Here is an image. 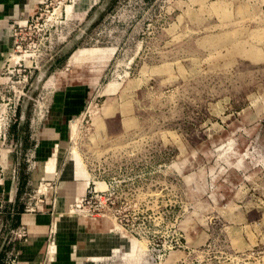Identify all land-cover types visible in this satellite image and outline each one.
I'll return each mask as SVG.
<instances>
[{"label":"rangeland","instance_id":"rangeland-1","mask_svg":"<svg viewBox=\"0 0 264 264\" xmlns=\"http://www.w3.org/2000/svg\"><path fill=\"white\" fill-rule=\"evenodd\" d=\"M37 4L4 37L1 149L51 193L47 246L77 244L71 264H264V0Z\"/></svg>","mask_w":264,"mask_h":264},{"label":"crops","instance_id":"crops-1","mask_svg":"<svg viewBox=\"0 0 264 264\" xmlns=\"http://www.w3.org/2000/svg\"><path fill=\"white\" fill-rule=\"evenodd\" d=\"M37 8V0H0V74L7 56L4 40L6 33L10 27L19 24V21L24 23L27 16L34 14ZM36 159L38 168H42L47 161L51 163V117L45 122L44 133L36 148ZM20 166H22L20 163L14 164V155L10 154L9 150H0V198L5 201V210L0 215V264H51L48 258L55 253H58L60 263L71 264L78 258L82 249H78L77 244L68 247L64 244L47 246L51 235V193L49 197H45V203L38 204V209L26 211L25 205L33 206L34 201L28 202L25 195L29 189L38 187L39 178L36 174L32 178H27L24 167ZM11 168L14 174L10 177L6 173L11 171ZM58 224L76 227L74 219L69 217L62 218L61 223L58 221L56 227ZM85 225L87 226V223ZM21 228L25 229V237L18 238L12 244L7 243L5 239L7 232ZM114 247H119V241L115 242ZM62 258H66L67 261H62ZM90 258L94 261L102 259L100 256Z\"/></svg>","mask_w":264,"mask_h":264},{"label":"built area","instance_id":"built-area-1","mask_svg":"<svg viewBox=\"0 0 264 264\" xmlns=\"http://www.w3.org/2000/svg\"><path fill=\"white\" fill-rule=\"evenodd\" d=\"M28 23L29 22L27 20L26 22L23 23L25 25H20V23L16 24L17 27H15V29H19V32H21L23 29L26 28V25ZM16 35H17V33H16ZM10 122L11 121L8 119L2 118L0 120V150H2L1 148L5 144V142L8 141L6 128H7L8 124H10ZM0 177H1V174H0ZM28 197L29 198H27L26 200L28 202L34 201V205L33 206L31 204L25 205L26 211H34V210L38 209V204L41 205V204L45 203V196L42 197V195H40L39 187L36 191H33V194L29 195ZM4 210H5V201L3 198H0V215L3 214ZM13 235L16 236V238L25 237V235H26L25 229L21 228V229H18L16 231L10 230L9 232H7L6 238H8V236H13Z\"/></svg>","mask_w":264,"mask_h":264},{"label":"bare ground","instance_id":"bare-ground-1","mask_svg":"<svg viewBox=\"0 0 264 264\" xmlns=\"http://www.w3.org/2000/svg\"><path fill=\"white\" fill-rule=\"evenodd\" d=\"M100 51V50H99ZM96 51V50H81L79 52H77L74 56H73V62L77 63V62H82L84 60L87 59H91V58H96L97 55H100L101 52ZM15 63V61H14ZM76 158V157H75ZM74 158V160H75ZM75 163H77L76 161H74ZM49 167V166H48ZM53 165L50 167V169H52ZM54 168V167H53ZM49 169V168H48ZM52 171V170H51ZM50 173V172H49ZM51 174V173H50ZM122 241H119V244Z\"/></svg>","mask_w":264,"mask_h":264}]
</instances>
